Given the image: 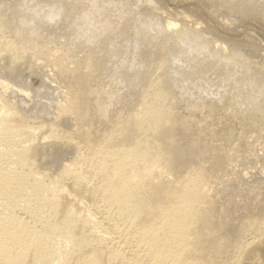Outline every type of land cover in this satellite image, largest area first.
<instances>
[{"label": "rangeland", "instance_id": "obj_1", "mask_svg": "<svg viewBox=\"0 0 264 264\" xmlns=\"http://www.w3.org/2000/svg\"><path fill=\"white\" fill-rule=\"evenodd\" d=\"M168 21L177 23L174 31H166ZM0 74L33 90L24 100L0 86V118L12 120L10 130H0V176L13 148L27 145L30 169L42 177L40 183L64 189L44 193L40 187L27 208L15 186L0 187L4 247L18 251L8 228L21 223L27 241L47 237L41 264H81L87 247L97 245L101 264H174L172 238L163 250L169 254L159 260L154 255L160 248L154 229L167 231L164 202L146 217H133L113 201L116 190L110 188V172L130 159L120 141L107 138L152 107L173 117L166 123L171 137L164 139L168 163L141 165L149 180L161 185L155 197L195 177L204 194L195 211L200 215L206 208L210 215L209 227H198L205 231V251L197 256L188 251L190 261L182 264H264V222L257 230L244 229L245 222L264 218V1L0 0ZM17 124L27 126L29 135L16 132ZM64 164H72L70 172L57 179ZM29 166L16 167L28 172ZM134 178L133 173L130 181ZM51 201L59 202L57 211L73 209L77 220L89 217L78 240L53 235L35 222V211L48 213ZM213 237L225 245L220 251L214 250Z\"/></svg>", "mask_w": 264, "mask_h": 264}, {"label": "bare ground", "instance_id": "obj_2", "mask_svg": "<svg viewBox=\"0 0 264 264\" xmlns=\"http://www.w3.org/2000/svg\"><path fill=\"white\" fill-rule=\"evenodd\" d=\"M262 1H264V0H262ZM65 5H69V4L65 3ZM62 8H64V7L62 6ZM75 9H77V8L75 7ZM78 9H80V7H78ZM64 11H66V10L63 9L62 12L64 13ZM72 11H73V9H72ZM65 15H66V13H65ZM3 18H4V16H3ZM176 26H178L176 22L168 21L167 22V28L168 29L166 31H168L169 29L173 30L174 28H176ZM168 34L172 36L173 33H169L168 32ZM221 51L223 52L222 53L223 57L225 56V54H226V56H229L226 53L227 50H221ZM218 53H220V52H218ZM226 63H228V62L226 61ZM69 70H70V68H69ZM80 72H82V71H80ZM76 74H78V73H76ZM78 75L81 76V78L87 77L86 74H82V75L78 74ZM4 77L5 76H0V86L5 87L4 90L5 89L6 90L10 89L12 94H14L15 96H17V97H19L21 99H24V98L29 97L31 95V92H30L31 89L27 90V89H25V87L23 88V87H19L17 85L11 84L10 81H7ZM75 77H77V76H75ZM79 87H77V88H79ZM32 89H34V88L32 87ZM10 91H8V92H10ZM31 91H33V90H31ZM21 99H19V100H21ZM5 101H6V99H5ZM5 101H3V103L1 102L2 103L1 106L4 107L6 105L7 102H5ZM160 102H162V101H160ZM166 103H167V101H166ZM164 106H165V104H164ZM6 107H8V106H6ZM14 107H16V105ZM6 109L8 110V108H6ZM57 109H58L59 112L63 111L62 108L60 107V105L57 106ZM159 109L158 108L157 109L156 108L152 109V107L151 108L147 107L146 108V112H144L145 113L144 115L143 114H142V116H138L137 115L135 118H132V119H129V120L127 119L128 121L123 124V127L121 129H119V131H117V133H115V134H117V136L116 135L114 136L115 138H113V137H108L107 138V139H110V140L111 139H114V140L117 139L118 141H120L121 145H123V147H124L123 150H125L126 157L128 159H130V161L128 160L127 164H124L120 169L112 170V172H110L111 173V179L113 181L111 180L112 181V186L110 184L111 187L110 186L109 187L111 188V190H114V191L116 190V195H114L115 197H113L111 195L112 198H114L113 201L116 204L117 203L119 205L121 204L125 208L127 213H132V215L134 214L133 217H137V216L140 217V218L142 216L146 217L147 214L152 213V210L154 208L159 206L160 201L164 202L163 204L166 206V210H165L166 212L164 213V215L168 219L167 231L161 230V227L160 228L158 227V228L154 229L155 231H154L152 236H154L153 238H155V239H154L153 242L160 243V246H159L160 248L155 249L156 250L155 251L156 254H154V255H156V259H158L159 257L162 258L165 254L167 255V253L169 251L168 252L165 251L167 253H165L163 251L164 248H167V247H165V243H167L168 239L170 240L172 238V239H174L173 243L175 244V246L172 247L173 249L172 248L170 249L171 250L170 251L171 252L170 256L172 255V253H175V255H174L175 259L173 258L174 259L173 263L174 264H182V262H184V261H187V260L190 261L189 257H188L190 254L188 255V251H189V253L190 252L191 253L194 252V254L196 253L197 255H199V254L201 255L205 251V242L207 241V239H206V237L204 235L205 231L204 232L200 231L201 227L199 229H198V227L201 226V225H203L204 228H205V225H206V227H209L210 215H209V212L207 211L206 208H205L206 210L202 209V208L199 210L200 211L199 212L200 215L198 214V211H195V205H196L197 201H200V199L203 198V196H204V194L202 192V185H201L202 183H200V180H197L198 178H195L193 176L194 178H191V181H190V178H189V181L188 180L185 181L186 183L184 182V183L181 184L179 182L181 187H179L180 189L177 190V191L171 190L173 187L168 188V189L166 188L167 189L166 191L163 189L164 190L163 196H162V193H161L160 197L157 196V195L155 197V191H156L157 188L159 190V186H161V185H159V183H157L156 181L154 182L151 179L149 180L150 177L148 178V174L146 172H144L142 170V168H141V165H142V167L144 166L143 161L144 162L146 161V163H147V161L148 162L149 161L163 162L162 164L168 163V159H169L168 156L170 154L168 152L169 150L164 145V142L166 141V140L164 141V139L167 138V137L168 138L171 137V136H168V133L171 132V131H169L168 127H166V123L168 124V120H169V122H171L173 117L172 118L170 117V119H171L170 120L168 118L169 116L167 117L165 115L166 114L164 112L165 110L163 111V110H159ZM2 112L0 111V113H2ZM9 112L7 113V114H9V116L12 115L10 113L13 112V115L15 113L14 109L10 113ZM13 115H12V117L16 116V115L15 116H13ZM11 121L12 120L9 119L8 116L7 117L6 116L5 117L2 116L0 118V130H3V128L1 126L6 127V129L8 128L10 130V126H11L10 122ZM14 123H13V125H14ZM23 124H24V122H23ZM172 124H174V123H172ZM144 125H147V127L145 128ZM24 126L25 125H21V124L18 125L17 124V125H15L13 127L17 128L16 132L19 131L20 135H23V136L25 135V137H26L27 134L29 135V133H30L29 130L30 129L26 130V128H24ZM25 127H27V126H25ZM11 129H12V127H11ZM172 129H174V128H172ZM1 132L2 131H0V133ZM3 133H1V134H3ZM112 135H110V136H112ZM174 139H176V138H174ZM134 140H136V142H134ZM169 140H170V144H172L173 143V142L171 143L172 139H169ZM107 141H109V140H107ZM131 142H133V143H131ZM130 143H131V145L133 144L131 147L128 146ZM167 143H169V142H167ZM126 146H128V147L126 148ZM31 149L32 148L30 146H27V145L26 146L23 145L22 147H20L18 149L17 148H15V149L13 148V155H12L13 158H12V160H10L11 162H9L10 163L9 166L1 169L2 173H1V176H0V187L10 188V187L15 186V188L13 187V190L15 189L16 194H18L23 199V202L25 201L24 204H27V208L30 206V202L33 199H35L36 196L35 197H33V196L36 195L35 192H37L39 189H41L40 187H43L42 189H43L44 193L45 192L48 193V191H49V193H51V191L55 193V191H56V192H58L57 194H59V193H61L60 190H64L63 188L59 187L57 183H54V182H53V184H54L53 186L49 182H48L49 184L48 183L47 184L40 183L42 181V180H40L42 177L39 178L40 175L38 177L37 176L38 174L36 173V171L34 172L33 170H31L30 166H29L30 165L29 161H30V158H31ZM9 156H10V154H9ZM124 163H126V162H124ZM15 165L16 166L17 165L18 166L21 165L22 167L23 166L24 167L29 166L28 167V172L21 171L22 169L18 170ZM71 165L72 164H70V165L69 164H67V165L64 164L62 170L58 174L59 176H57V179H59L60 176L62 174H64V173L68 174V172H70ZM69 166H70V169H69ZM133 173L135 174V178H134L133 182H131L130 181V175L133 174ZM104 174H105V172H104ZM56 182H57V180H56ZM187 182H189V183H187ZM177 185H179V184H177ZM44 193H42V194H44ZM62 194H64V191H63ZM65 195H66V193H65ZM65 195H62L61 197H63L67 201V199H69L68 198L69 196L67 195L68 197H66ZM148 195H150L152 197L151 198L149 196V198H148L149 200L146 197ZM44 196H43V199H44ZM38 198H39V196H38ZM46 198H48V197H46ZM51 199H52V197H51ZM150 199H152L151 202H150ZM47 200L49 202L48 201H46V202L50 203V199H47ZM37 201H38V199H37ZM37 201H35V202L33 201V202L36 204ZM55 201L57 202V200H55ZM40 202H41V200H40ZM181 202H184L183 207L181 209H179L177 211L168 210V208H170V206H172L174 204H180ZM56 204L57 203L51 201V206H50L51 209H50V211L48 213L35 211V213L33 214V218L35 219V222H38L41 226H43L46 229L47 232L53 233V235H59V236H62L64 238H70L71 237V238H73V240H78L79 237H81V235H83L87 231L88 223L90 222L89 217L88 218L85 217V219H83V220H77L76 216H75V212H74L73 209H71V208L69 209V207H68V209H66L65 212H60V211H57V207H58L57 205L59 204V202H58L57 205ZM203 204H201V205L198 204L199 205L198 208H200ZM33 206H35V205H33ZM36 206H37V204H36ZM40 206L41 205L39 203L38 207H40ZM58 208H60V207H58ZM31 213H32V210H31ZM129 215H131V214H129ZM6 220L7 219H5V222H6ZM9 220H7V221L9 222ZM141 220H143V219H141ZM145 220L146 219H144V222H145ZM138 222H140V220ZM262 222H264V218L250 220V221L245 222V224H244L245 227L244 226L243 227H244V229L246 231L257 230L259 225ZM22 223H23V221H22ZM12 224H14V223H12ZM19 224H20V226L19 227L16 226V227H17V229L18 228H20V229L17 230L15 228H12L13 225L11 226L10 223H8V225H10V227H11L10 229L8 228V230H9L8 239L11 240L14 244H16L19 249H18V251L15 250V252H13L12 248L8 249L9 248L8 246H10V244L9 245L6 244L7 247H4V245H3L4 242H0V244L2 243V245H0V264H41V257H40L41 255H40V253H43V251H44V250L42 251V249H41V247H43V246H41L42 245L41 243H44V237L46 235L42 236L43 235L42 234V235L36 237L35 238V240H36L35 242H34L33 237H32V243H31V239H29L27 241V239L30 238L29 237L30 235L28 234L29 232L26 231L27 228L25 229V227L21 223H19ZM262 224H264V223H262ZM5 225H6V223H5ZM4 228H5V226H4ZM6 228H7V225H6ZM28 230H30V229H28ZM5 232H6V230H5ZM206 234H207V232H206ZM2 236H4V234ZM208 236H209V234H208ZM45 238H47V237H45ZM188 238L189 239L192 238V240L190 239L191 241H188L189 240ZM211 238H212V236H211ZM214 238L215 237H213V239ZM8 239H6V241ZM150 241H152V240H150ZM150 241H149V243H150ZM213 242H214L213 247H214L215 251L216 250L220 251L225 246V245H223V242L220 239H218V238H215L213 240ZM6 243H8V241ZM56 243H58V242H56ZM168 244H169V242H168ZM170 245H171V243H170ZM180 245L181 246L184 245V247L183 248L181 247L182 249H180ZM11 246H13V245L11 244ZM13 248H15V246ZM87 249L88 250H87V253H86V257H85V259H83L84 261L81 264H101V259L103 257L101 256V254L99 252L102 249H100L98 245L95 248H93L92 246L91 247H87ZM101 253H102V251H101ZM165 261H167V260H165ZM120 264H122V263H120Z\"/></svg>", "mask_w": 264, "mask_h": 264}]
</instances>
